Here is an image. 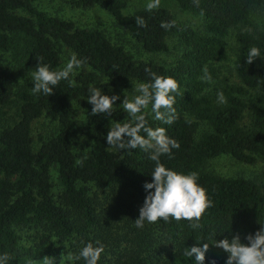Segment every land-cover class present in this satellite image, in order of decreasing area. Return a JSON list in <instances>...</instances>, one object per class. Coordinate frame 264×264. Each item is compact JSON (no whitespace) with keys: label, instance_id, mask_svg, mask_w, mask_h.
<instances>
[{"label":"trees","instance_id":"16d2710c","mask_svg":"<svg viewBox=\"0 0 264 264\" xmlns=\"http://www.w3.org/2000/svg\"><path fill=\"white\" fill-rule=\"evenodd\" d=\"M39 1L0 0V54H9L17 65L31 72L37 57H43L42 62L53 69L60 68L65 48L86 58V66L72 78L75 84L61 81L46 97L31 93V79L16 86L15 73L0 63V122L15 107L13 120L0 129V253L10 255L9 264H43L45 256L51 257L73 235L78 237L73 253L82 241L100 242L94 231L99 224L97 195H89V186L96 192L108 188L129 192L142 205V185L151 181L155 162L140 149L115 153L108 147L104 136L112 120H126L127 114L116 110L111 118L90 115L91 105L81 98L87 96L90 85L100 88L104 79L110 84L147 81L148 69L172 76L179 83L175 122L164 125L147 117L148 126L165 127L180 145L170 159L161 156V163L180 172H196L198 183L212 201L197 229L185 220L157 222L162 238L161 264H195L184 252L200 240L209 243L204 264L209 258L224 264L227 253L213 245L214 240H231L238 234L241 242L247 243L244 236L264 225L261 183L222 177L207 169L210 161L221 156L243 166L264 168V0H170L180 11L201 16L202 31L177 22L162 8L151 12L140 8L124 14L128 0H66L77 9L97 7L105 11L148 54L166 53L167 39L173 38L179 54L168 68L152 60L136 62L102 31L51 16L37 9ZM136 16L144 18L145 27L135 24ZM161 21H173L174 26L165 30ZM231 30L236 31L235 41L241 50L233 63L241 85L218 87L226 103L217 104L216 94L206 90L216 79L212 64L227 60L225 39ZM251 46L259 47L262 55L245 64ZM203 66L212 77L210 82L201 79ZM82 111L81 137L87 144L75 135ZM40 120L49 126L35 140L33 133ZM77 160L82 163L77 164ZM55 185L59 188L57 198ZM29 228L42 233L35 236L33 245L26 246L21 244V232ZM149 262L141 251L131 249L108 262L102 253L98 264Z\"/></svg>","mask_w":264,"mask_h":264},{"label":"clouds","instance_id":"9594fccd","mask_svg":"<svg viewBox=\"0 0 264 264\" xmlns=\"http://www.w3.org/2000/svg\"><path fill=\"white\" fill-rule=\"evenodd\" d=\"M161 7V0H146L145 11L151 12ZM135 24L143 28L146 22L143 17L136 16ZM174 26L173 21H161L160 27L168 30ZM262 51L257 46L247 49L245 64H251L261 57ZM37 63L31 71V93L33 95L50 96L61 81L75 84L74 78L78 70L86 66V58L78 57L75 52H69L67 61L62 67L53 69L47 63H43V57L36 58ZM148 72L147 81H138L135 87H131V95L123 96L119 105L115 102L120 99L117 94L111 96L101 91L97 85H90L85 99L91 105L90 115L103 114L111 118L117 108L127 114L128 119L112 120L111 127L106 131L104 139L108 147L115 153L128 149H140L147 154L150 161L155 162L150 173L151 181L142 185L145 193L142 205L139 207L138 217L133 220L137 229H143L145 223L155 224L158 221L167 222L169 219L190 223L191 228L200 227L199 221L206 209L211 207L212 201L207 195L206 189L198 183L196 172H180L166 167L161 163L160 157L169 159L173 155V149L180 147L179 142L167 134L165 127L148 126L147 117L160 121L164 125H172L176 118V96L179 93V83L167 75ZM201 79L210 82L212 77L207 66L202 67ZM217 104L226 103L222 91L216 93ZM86 158V157H85ZM77 160V164H81ZM254 233L244 236L247 243H242L240 236L234 235L231 240L224 238L214 240L213 245L227 253L224 264H264V225ZM202 239V238H201ZM204 240V239H203ZM201 241V240H200ZM194 244L186 247L184 255L193 258L195 264H204L205 253L209 243ZM82 246L77 252L69 254V259L76 264H98L105 246L99 241L81 242ZM11 259L7 252L0 253V264H9ZM28 264H31L29 261ZM43 264H55L54 257L45 256ZM208 264H216L215 259L209 258Z\"/></svg>","mask_w":264,"mask_h":264},{"label":"rangeland","instance_id":"374dc122","mask_svg":"<svg viewBox=\"0 0 264 264\" xmlns=\"http://www.w3.org/2000/svg\"><path fill=\"white\" fill-rule=\"evenodd\" d=\"M146 0H128L124 14H130L136 9L144 8ZM37 9L44 11L51 16H57L61 19L73 21L77 27L88 28L91 30L102 31L107 35L112 43L122 45L132 58L136 61H149L168 68L177 60L179 51L176 50L177 44L172 38L167 39L168 51L161 54H148L140 49L128 35L114 22L112 17L97 7L91 9H77L68 4L66 0H42L35 5ZM162 9L168 10L175 20L181 24L189 25L195 30L202 31L204 21L201 16L192 15L187 12L180 11L178 7L170 0H161ZM235 30L229 31V35L225 39V53L227 60L225 62H215L212 66L216 70V79L210 82L209 88L206 90L209 94H216L218 87L225 85L239 86L240 81L234 72V60L241 53L239 46L235 41ZM69 51L62 48L61 51V67L67 61ZM0 63L11 69L15 73L16 86L21 85L24 81L31 79V72L25 70L22 66L17 65L9 54H0ZM135 81H127L125 83L110 84L105 79L100 83V89L107 95L117 94L120 99L115 102L119 105L123 96L131 95V87H135ZM116 110H120L117 108ZM15 115V107L12 106L8 112V119L0 122V129L5 124L13 120ZM84 111L77 117L75 125V135L81 142L85 143L81 137V128L83 127ZM5 120V121H4ZM48 123L40 120L36 125V132L33 137L36 140L38 133L48 129ZM199 132L203 131V127ZM37 130H39L37 132ZM208 171L222 177H243L261 183L264 187V168L260 166H243L235 162L230 157L221 156L209 162ZM264 191V188H263ZM54 197L59 195L57 185L53 188ZM97 195L96 215L99 224L95 226V233L100 236V242L105 246L104 255L108 261H113L118 255L125 250H139L143 256L150 258L151 264H161L163 253L160 251L162 238L159 232V224H147L143 229H137L133 220L138 217L140 205L135 197L129 192H120L115 189H106L96 192L95 188L89 186V195ZM38 229L29 228L21 232V244L33 245ZM78 242V237L73 235L66 244L58 247L51 255L55 258V264H71L69 254L73 253V249ZM150 243V244H149ZM171 245V243H169Z\"/></svg>","mask_w":264,"mask_h":264}]
</instances>
